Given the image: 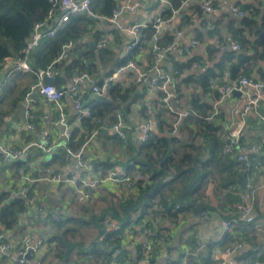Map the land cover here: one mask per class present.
I'll return each instance as SVG.
<instances>
[{
	"label": "crops",
	"instance_id": "0c3cea01",
	"mask_svg": "<svg viewBox=\"0 0 264 264\" xmlns=\"http://www.w3.org/2000/svg\"><path fill=\"white\" fill-rule=\"evenodd\" d=\"M119 1H121V4L123 3L122 0H116V3ZM131 1L139 3L133 13H122L113 25L104 20L95 21L89 26V31L83 35L81 41L73 44V47L79 44L85 45L84 47L81 46L82 52H79V57L76 58L78 61H83L84 65L91 70L90 74L94 76L97 83L102 82L103 84L111 79V84L118 82L122 88H128L132 84H136L133 71L128 70L117 73L120 66L118 65L119 62L129 54V52L127 54L124 52V46L130 39L126 29L134 23L150 25L154 17L161 16L163 12L170 9L171 15L165 19L168 22L162 25L159 30L160 42L167 46L171 43L183 44L195 38L198 40V46L187 56L179 55L175 50H171L164 62L165 70L170 72L172 68H176V64L183 63L194 56L200 59V62H194L197 64L196 68L192 67V62L188 68L178 70L177 87L181 93L178 100L180 111L191 109L190 104L193 103L197 106L198 101L205 104L201 109L208 107L210 113L213 111L218 87L225 81L224 74L226 71L220 76L221 73L217 69V63L226 55L225 52H237L247 57L245 66L243 64V74L254 82L264 84V43L259 40V35L263 32L255 28L248 29L240 24L241 18L246 16L247 13L242 9L247 7L259 10L260 15L256 17V22H260L261 14L264 12V1L188 0L184 5H182V2L180 8L176 10H172L169 0L168 4L165 5L153 0ZM200 3L209 4L214 10V25L217 30L215 34L211 35L212 32L206 29V13L200 8ZM230 6L240 8L244 12V16L238 17L232 13ZM97 33L99 37H108V45L105 49L108 53L89 58V56L83 55L85 47H88L94 54L100 53L96 46L99 39ZM240 38L248 41L245 50L241 51V47L239 50L231 49L232 44H240L238 41ZM167 40H169V43H165ZM151 44L152 41L148 42L132 58L135 64L142 69H148L152 65ZM70 56L75 57L73 54ZM14 61L15 59L7 58L6 62L0 67V145L19 150L24 148L25 152L18 159V162H0V194H6V199L0 204V208L14 198L24 200L20 194L23 187L28 190L27 197L32 199V205L18 216L16 224L10 230L6 231L0 227V233L11 240L12 250L15 253L21 247L28 232H34L47 240L54 226L53 215H58L63 219L81 216L87 218V214L91 211L95 212L98 207H105L103 199L110 200L112 194H116L118 188L117 185L107 183L99 186L88 198H85L71 184H58L48 181L49 177L58 172L65 175L78 173L86 180L95 175L106 173H103L102 170L93 171L90 166L88 170L84 171L71 156L67 164L59 170L52 166L50 163L51 156L61 147L65 148L68 141L64 137V127L56 124V108L45 102L39 95L37 100L31 99V119H26L25 94L33 84L42 83V78L39 79L35 73L30 72L9 74L8 72ZM234 62L235 58L230 62L225 61L224 67L228 68ZM241 72H243V69H241ZM27 74H33L36 82L30 84V77H27ZM205 74L208 75L209 82L207 90L203 91L195 80L197 76ZM73 75H75V72L69 74L68 77H64L62 70L60 72L53 71V76L64 79L60 80L59 83L53 79L51 84L55 86L57 84L61 87L60 89H68L70 78ZM189 75L193 76L192 79L184 81V78ZM142 84L144 87L146 86L143 98L129 104L130 107L127 109L124 108L128 106V103L121 105L122 111L120 113L123 120L132 130L138 128L145 116H149L154 121V117L158 112L157 93L148 86L146 80ZM80 91L81 97L91 109L97 106V103L93 102L95 97L90 93L89 88L82 85ZM192 94H194V97H192ZM106 96L103 97L109 101L108 103L112 104L113 102ZM95 99L97 100V98ZM243 102L244 96L240 92H233L218 107V115L212 122L219 124L224 132L228 129L234 130L243 122L240 133V146L259 145L261 147V152L254 158L261 164V169L255 167L257 163L255 162L254 165L246 164L247 167L244 170L241 167V162L234 159L235 154L234 157L232 156L240 166L242 175L245 173L244 178L246 180L243 188L241 175L236 187L245 191L256 189L253 197L254 222L251 225L239 222L232 223L230 231L225 233L223 223L228 212L234 209L237 197L223 194L216 188L215 181H213L214 184L210 182L204 192L206 204L201 209L190 207L183 211L177 221L155 218L154 221H157V223H154L153 228L163 231L167 236V240L152 252L148 264H220L223 259V247L230 241L237 239L243 243V248L232 264H252L258 250L262 251L261 261L264 264V189L259 188V185L264 183V123L259 119V116H264V91L257 111L249 112L245 118L242 117L241 119L240 108ZM61 105L69 133L72 135V133L80 132L85 136V141L82 144L84 146V157L91 162L97 161L108 163L111 166L115 165L112 169L124 171V168L117 163L125 161V153L121 146L117 144V139H114L113 134L110 131L101 130L89 139V133L86 131V127L83 126L84 123L75 120L68 96L62 98ZM29 124L33 125L32 129L28 128ZM153 133H157L155 126ZM44 134L45 136H43ZM140 135L139 130H136L130 133L128 137H131V141L137 142ZM42 139L47 141L45 149L35 145ZM19 167H22L23 174L26 177L33 180L31 183L13 180V174ZM108 170H111V168ZM37 175L40 178L36 179L35 176ZM83 209H86V211ZM203 209L211 212L206 219H202L200 216ZM84 211L85 215H83ZM114 225L112 220L107 223V227L110 229H114ZM142 239V227H125L122 249L114 252L110 264H120L121 261L130 262V264H141L140 245ZM197 243L202 245L200 254L185 256L186 251H191ZM35 260H41L42 264H47L46 245L32 261ZM0 264H8V261L0 260Z\"/></svg>",
	"mask_w": 264,
	"mask_h": 264
},
{
	"label": "trees",
	"instance_id": "16d2710c",
	"mask_svg": "<svg viewBox=\"0 0 264 264\" xmlns=\"http://www.w3.org/2000/svg\"><path fill=\"white\" fill-rule=\"evenodd\" d=\"M169 1L172 10H176L186 0ZM115 4L116 0H94L91 3V10L97 16L108 17ZM49 8L50 4L47 0H0V67L5 59L16 60L20 57L21 49L31 33L32 25L42 22L46 18ZM242 10L247 13L241 18L240 24L248 29L260 30L264 35V12L261 14L260 22H256V17L260 15L258 9L247 7ZM170 15L171 10L169 9L163 12L160 17L165 20ZM95 21L98 20L86 16H72L71 20L53 37L44 38L35 49L36 52L34 50L29 56L30 73L45 70L50 66L54 72L62 70L64 77H68L74 72L75 75L82 72L90 74L91 70L84 65L83 61H78L76 58L79 57V52H82L81 46L84 47V44L74 45L62 59L57 61V58L68 42L73 44L80 42L83 35L89 31V26ZM210 32H212L211 35L217 32L215 25ZM153 34L154 29L150 25L143 28L140 44L122 58L118 65L121 66L127 59H132L134 54L152 41ZM97 36L99 37L98 33ZM102 37H99L98 41ZM238 41L241 51H244L248 41H244L242 38ZM165 43H169V40ZM159 44L164 46L160 40ZM98 49L100 53L94 54L88 47H85L83 55L95 58L108 53L106 48ZM225 53L223 59L217 63L220 76L223 75L224 71H228L231 78L239 75L246 76L243 74V64L245 66L247 57L232 51ZM72 54L75 57H71ZM150 55L153 60V54ZM233 58H235V62L225 68L224 62H230ZM195 61L200 62L199 57L194 56L183 63H178L179 65L176 64V69L181 71ZM27 77H30V84L36 82L33 74H27ZM192 77L189 75L184 78V81L191 80ZM53 79L59 83L64 78L53 76ZM195 81L199 83L203 91L207 90L209 82L207 74L197 76ZM142 83L132 84L128 88H122L118 82L111 84L106 97L113 102L112 104L98 102L94 98L93 102L97 103V106L91 109L92 118L80 120L84 123L83 126L86 127V131L90 133L98 127L94 119L105 118L111 122L114 113L122 111V106L125 103H128V106L124 108L127 109L130 107L129 104L143 98L146 86L144 87ZM97 84L101 85L102 82ZM51 85L57 89L61 88L57 84L56 86ZM176 92L179 100L181 93L178 87H176ZM157 96L158 112L154 117L157 133H152L146 143L139 144L138 141H131L130 136L125 142H122L113 135L114 139H117V144L124 150L126 157L124 162L117 164L123 167L132 179L135 175H141L143 178L133 179L131 189H126L124 184H118L116 194H112V198L108 201L103 199L105 207H98L95 212L91 211L87 214V218L83 216L69 219L61 218L60 222H54L52 233L45 240L48 255L47 264H110L114 252L122 249L125 227L139 226L154 229L155 218L177 221L184 210L190 207L201 209L206 204L204 192L210 182L214 184L213 181H215L216 188L223 194L237 197L233 190H240L236 186L242 175V170L231 155L224 153L223 146L226 143L223 137L224 131L219 124L208 120L210 109L208 107L201 109L205 104L199 101L197 106L195 103L190 104L191 109L189 110L195 112L196 115L182 121L176 133L170 135L175 114L167 111L159 102L161 95L157 94ZM178 106L176 108L180 110ZM199 106L200 108H198ZM145 118H149V116H145ZM84 141L85 136L80 132L72 133V135L69 133L65 148L61 147L51 156L50 163L52 166L59 170L67 164L71 157L66 152V148L70 152H76ZM255 157L256 155L251 156L248 164L254 165L257 162L256 159L254 160ZM89 166L93 171L102 170L106 174L107 171L114 170L112 168L115 167V165L111 166L108 163L97 161H89ZM110 168L111 170H108ZM38 176L35 178H40ZM5 199L6 194H0V204ZM175 205H178L179 208L175 209ZM27 208L25 200L20 198H14L3 205L0 208V227L6 231L10 230L16 224L18 216ZM83 210L86 211V209ZM85 211L83 215H85ZM110 220L115 224L114 229L107 227ZM82 230L90 231L91 238L88 239L84 236ZM232 241L241 242L238 239ZM141 255L142 244L140 245V258ZM124 262L121 261L120 264Z\"/></svg>",
	"mask_w": 264,
	"mask_h": 264
},
{
	"label": "built area",
	"instance_id": "2783aa9c",
	"mask_svg": "<svg viewBox=\"0 0 264 264\" xmlns=\"http://www.w3.org/2000/svg\"><path fill=\"white\" fill-rule=\"evenodd\" d=\"M50 4V8L46 15V18L42 22L34 23L31 28V33L26 39L24 47L21 49V55L17 58L9 74L11 73H27L31 69L28 64V59L30 54L37 49L40 42L44 38H51L59 30L67 24L72 16H86L91 19L104 20L108 24H115L116 20L122 15V13H133L135 9L139 6V3L133 2L131 0H122L117 2L108 17H101L94 14L91 10V3L94 0H47ZM161 5L168 4V0H153ZM188 0L184 1V5ZM200 8L206 13V29L212 31L214 29V18H213V8L209 4L200 3ZM230 11L236 14L238 17L244 16V12L237 6H230ZM168 20H164L160 16L154 17L150 26L154 29V34L152 35L151 50L153 54L152 65L148 69H142L135 64L132 59H127L124 64L119 66L117 73L125 72L128 70L134 73V82L136 84H141L143 81H147L148 86L157 94H160L159 102L167 109L169 112L175 114L174 121L172 123V129L170 135H174L177 131L178 126L190 116H195V112L190 110L180 111L177 110L178 97L176 92L177 78L179 76V71L176 68H172L170 72H167L164 68V62L167 59V55L171 50H175L179 55L187 56L189 55L197 46L198 40L192 38L186 43L177 44L171 43L167 46H161L159 44V30L162 25L166 24ZM149 25L143 23H134L126 29L129 35V40L124 46V52H130L140 44L141 30L148 27ZM108 45V37L103 36L98 42V48H106ZM73 47L72 42H68L63 48L57 61L62 59L67 51ZM231 49L239 50L240 46L234 43L230 46ZM7 59L3 61V64ZM193 68L197 67L196 63L192 64ZM36 76L41 79L43 76L51 77L53 76V70L48 66L45 70H40L34 72ZM225 81L218 87L217 97L214 102V109L210 113L208 120H214L218 115V107L230 96L233 92H240L244 96V102L240 108V117L242 119L252 111H257L260 101L262 100L264 84L254 82L252 79L246 76H237L231 78L228 71L224 74ZM86 86L93 95L105 96L107 95L110 86L111 79L107 82L98 85L94 76L87 72H82L76 74L70 78V86L68 89H57L51 84L43 85L41 82L33 84L28 92L25 94V117L26 119H31V103L32 94L37 93L41 96L45 102L53 105L57 111L56 124L64 127V137L66 140L69 139V130L67 124L65 123V117L63 113V108L61 105V100L64 96L70 98L75 120L80 121L82 118H92L91 108L86 104L84 99L81 97L80 86ZM261 122L264 123V116H259ZM94 122L98 125L96 129H93L89 133V139L97 135L101 130L110 131L117 139L125 142L130 133L139 130L140 139L139 144L146 143L151 134L153 133V128L155 123L152 118H145L138 128L133 129L127 126L123 120L120 111H116L113 115L111 122L107 119H94ZM243 127V122L234 130H227L224 132L223 137L225 140V145L223 146V151L226 154L235 157L237 162L249 163L250 157L257 155L261 152V147L259 145H243L240 146V133ZM29 129L33 128L32 124L28 125ZM45 136V134L43 135ZM37 147L45 149L47 141L42 139L36 143ZM67 153L77 161L78 166L86 171L89 169V161L84 157V146H81L76 152H70L66 148ZM25 152L24 148L22 150L15 148H8L0 145V162L8 163L15 162L22 156ZM256 168L261 169V164L256 163ZM83 176V174H82ZM141 175H135L133 179H142ZM132 177L128 175L123 170H111L104 175H95L89 180L82 178L78 173H70L68 175L62 174L61 172L55 173L48 178V181L54 183L71 184L76 190L88 198L91 193L96 191V189L104 184L110 183L113 185L124 184L126 189H131L132 187ZM13 180L16 182L25 181L31 183L33 180L26 177L23 174L22 168H18L13 174ZM259 188L264 189V183L259 185ZM258 188V189H259ZM256 189L250 191L245 190H233V193L237 196V202L235 204L234 210L229 211L226 219L223 223L224 232L228 233L230 231L232 223H243L246 225H251L254 222V193ZM28 190L26 187L21 189V196L25 200L27 207L32 205V199L27 197ZM175 209L179 208L178 205L174 206ZM209 210H202L200 216L202 219H206L210 215ZM53 222H60L61 217L58 215L52 216ZM154 223H157L155 221ZM142 255L140 258L141 264H148L152 252L162 244V242L167 240L166 234L157 229L152 228H142ZM12 242L4 234L0 233V260H7L8 264H42L41 260H35L37 255L45 247V239L35 234L34 232H28L27 236L24 238L21 247L14 253L12 248ZM202 245L197 243L196 246L191 251H186L185 256H196L200 254ZM243 245L239 241H231L223 247V259L220 264H232L235 262L239 253L241 252ZM262 251L258 250L255 254V259L252 264H263L261 261ZM122 264H127L124 262Z\"/></svg>",
	"mask_w": 264,
	"mask_h": 264
},
{
	"label": "water",
	"instance_id": "95a60500",
	"mask_svg": "<svg viewBox=\"0 0 264 264\" xmlns=\"http://www.w3.org/2000/svg\"><path fill=\"white\" fill-rule=\"evenodd\" d=\"M259 40H260L262 43H264V39H263V34H262V33H260V35H259ZM150 48H151V46H150ZM151 49H152V48H151ZM52 81H53V78H51V77H47V76H43V77H42V84H43V85H49V84L52 83ZM94 97L97 98V100L100 101V102H104V103H108V102H109V101H108L105 97H103V96L94 95ZM31 98H34L35 100H37V99H38V94H37V93H33L32 96H31ZM240 164H241L242 169L245 170L246 167H247V166H246V163H245V162H241ZM244 174H245V173H243V175H242V181H241V185H242L243 188H244L245 183H246V180H245V178H244Z\"/></svg>",
	"mask_w": 264,
	"mask_h": 264
},
{
	"label": "rangeland",
	"instance_id": "374dc122",
	"mask_svg": "<svg viewBox=\"0 0 264 264\" xmlns=\"http://www.w3.org/2000/svg\"><path fill=\"white\" fill-rule=\"evenodd\" d=\"M82 234H83L84 236H86L88 239L91 238V237H89V235L91 234L90 231L82 230Z\"/></svg>",
	"mask_w": 264,
	"mask_h": 264
}]
</instances>
